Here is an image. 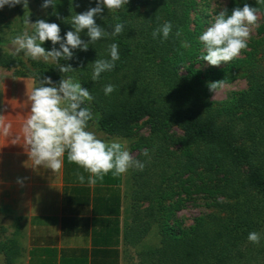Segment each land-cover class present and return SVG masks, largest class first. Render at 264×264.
<instances>
[{
    "label": "trees",
    "instance_id": "trees-1",
    "mask_svg": "<svg viewBox=\"0 0 264 264\" xmlns=\"http://www.w3.org/2000/svg\"><path fill=\"white\" fill-rule=\"evenodd\" d=\"M96 2L54 0L48 21L57 23L64 37L74 31L68 22L71 17ZM244 3L259 8L261 24L244 54L223 66L203 69L197 64L204 54L198 37L208 17L201 12L192 17L198 0H128L116 12L104 8L95 17L97 25L109 32L116 23L124 24L122 33L103 37L86 51L73 50L71 60H60L62 65H72L71 72L61 73L52 62L30 58L27 71H13L38 80L48 76L53 82L73 77L94 98L87 104L93 114L88 124L94 122L109 136L132 139L134 148L147 147L152 157L140 155L145 167L132 170L129 184L139 215L144 216L133 218L132 230L139 232L137 239L142 242L146 232L156 227L160 243L142 247L146 250L140 264H264V4L230 0L229 14ZM16 8L29 29L27 18L36 19L29 4L25 9L22 0ZM165 22L172 24L169 37L163 40L161 34L154 39L153 30ZM178 29L182 30L179 37ZM80 36L90 39L87 30ZM4 43L0 37V45ZM113 43L118 45L119 59L111 71L93 81L94 61L110 60ZM43 47L51 50L53 45L45 41ZM16 65L15 56L0 51L1 68ZM239 78L247 80V88L224 100L212 98L208 82L231 83ZM108 84L115 90L105 95ZM143 121L149 124L150 135L136 136ZM173 145L179 148L173 150ZM187 173L191 175L184 178ZM187 181L196 187V194L198 187L210 194L217 209L195 218L186 229L177 218L184 202L176 189L185 188ZM142 201L148 206L141 208ZM252 231L260 233L259 244L247 240ZM6 233L0 226V264H17L21 244L16 235Z\"/></svg>",
    "mask_w": 264,
    "mask_h": 264
},
{
    "label": "crops",
    "instance_id": "crops-1",
    "mask_svg": "<svg viewBox=\"0 0 264 264\" xmlns=\"http://www.w3.org/2000/svg\"><path fill=\"white\" fill-rule=\"evenodd\" d=\"M38 86L35 76L0 67V226L19 239L17 264H140L154 229L142 242L132 230L133 218L144 217L129 186L132 169L89 186V174L68 163L66 154L59 173L32 168L22 126L30 110L27 96ZM4 125L11 126L7 135ZM88 130L128 150L124 138L109 136L94 122ZM77 172L85 175L84 184ZM142 202L141 208L149 204Z\"/></svg>",
    "mask_w": 264,
    "mask_h": 264
},
{
    "label": "clouds",
    "instance_id": "clouds-1",
    "mask_svg": "<svg viewBox=\"0 0 264 264\" xmlns=\"http://www.w3.org/2000/svg\"><path fill=\"white\" fill-rule=\"evenodd\" d=\"M22 0H0V8L5 5L14 7L21 4ZM128 0H97L95 7H90L82 13H76L68 21L74 31L69 30L61 37L60 26L57 23H49L39 19L34 23H27L32 27V33L25 31L15 36L11 44L12 55L23 52L25 58L34 61L43 60L45 63H54L61 73H69L74 68L71 64L62 65L60 60H71L75 49L86 51L89 44H95L106 36H117L124 30V24L116 23L112 31H106L97 25L95 17L101 14L104 8L116 12L125 5ZM257 5L264 4V0H256ZM50 5L55 7L54 0H43L42 8ZM23 7L28 8V0H23ZM259 8L244 3L243 7H235L229 14L225 7L214 17L213 23L198 37L203 46L204 54L200 59L211 66H219L222 62L229 63L246 50L254 27H259ZM87 30L88 41L81 39L80 33ZM172 32L171 22H165L152 32L154 39L161 37L166 40ZM182 34L178 29L177 37ZM51 41L53 47L46 50L42 44ZM59 44V48L55 45ZM188 47L187 43L183 44ZM111 59H97L93 63L92 80H97L101 73L111 71L115 61L119 59L118 45L113 43L109 48ZM183 55V53H180ZM223 87V80L208 82L210 92L216 93ZM115 86L108 84L104 88L105 95H110ZM94 98L89 90L73 77H62L58 82H53L51 77L45 76L39 80V86L34 87L27 96L30 102V110L23 126V147L32 168L43 167L50 169L53 174L59 173L63 167L64 157L68 163L77 165L88 173L87 184L94 186L98 181L111 173L118 177L127 173L129 169L142 171L145 163L135 159L130 152L117 140H103L98 138L95 132L88 130V123L93 119V114L87 106ZM2 123V122H0ZM10 125L3 126L5 135L9 134ZM19 137H17V140ZM13 143H16L15 141ZM142 155L148 156V150L144 149ZM77 180L85 183V175L76 173ZM247 240L253 244H259L260 233L252 231Z\"/></svg>",
    "mask_w": 264,
    "mask_h": 264
},
{
    "label": "rangeland",
    "instance_id": "rangeland-1",
    "mask_svg": "<svg viewBox=\"0 0 264 264\" xmlns=\"http://www.w3.org/2000/svg\"><path fill=\"white\" fill-rule=\"evenodd\" d=\"M229 1L230 0H198L197 10L192 11L193 12L192 17H195L197 12H201L203 16L208 15V17L206 18L207 23L205 24V29H204L206 30V28L209 27L213 23L214 17L219 13V11L224 9L225 7L227 8ZM28 4L30 6L31 13L36 18L35 21L30 19L31 20L30 23H34L39 19H44V20L47 19V22H49L48 12H49L50 7H48L47 9L42 8L43 0H28ZM0 14H1L0 18L2 19V16L4 18L0 21L2 25L0 26V37L5 40V43L0 45V51L12 53L13 51V46L11 44L12 39L17 35L23 34L25 31L28 32L30 30L32 33V27L30 25L29 29H26V27L23 26L22 17L19 11L17 10L16 6L8 7L7 5H5L3 8H0ZM258 15H259L258 23L260 25L261 15L259 12H258ZM257 28L258 27L253 28L250 39L253 36L257 35ZM201 50L203 51V47ZM243 54L244 52L242 50L239 56ZM15 57L17 58V65L15 68L9 69L10 71L12 72L14 70L15 71H27V66H30V67L32 66L31 63L29 64V62H27L28 58L24 57L23 52H21L19 55H16ZM39 61H42V60H39ZM197 64L203 69L216 67V66L209 65L206 61L202 59H200V62ZM224 64H225L224 62L221 63L222 66ZM247 86H248L247 80L243 78H239L231 83L223 82L222 88L217 89L216 93L212 92V98L216 100H224L227 97H229L231 93L245 89L247 88ZM177 132L179 133L180 130H177ZM139 135L140 136L150 135V127L147 121H143V123L140 125V128L137 129L136 136H139ZM125 140L128 143V146H129L128 151L130 152V154L135 159H138L142 162V158L140 155H141L142 150L146 149L147 147L134 148L133 147L134 141L132 139H125ZM171 148L173 150H177L179 147L173 145L171 146ZM150 157L152 156L148 155V158ZM133 169L134 168H132V170ZM190 175L191 173H187L183 177L187 178ZM193 178L195 179L196 184L201 183V180L199 179L197 175L193 174ZM184 186L187 189H185L184 187H180L176 189L177 192L179 191L180 198L184 202L183 206L181 207V210L177 211V218L180 220L181 228L187 229L194 224L195 218L200 217L204 214L214 212L216 211L217 207L216 205L212 204L213 198L210 197V194L203 191L204 189H201L200 187H198L199 190H198V193L196 194L197 192L195 191L196 187H193V185L190 186V182L187 181ZM147 241L150 244V247L154 248L159 245L160 237L159 235L156 234L155 227H154L152 235L150 236V239ZM138 247L140 250L141 246L138 245Z\"/></svg>",
    "mask_w": 264,
    "mask_h": 264
}]
</instances>
